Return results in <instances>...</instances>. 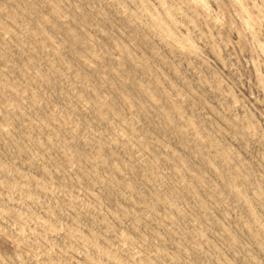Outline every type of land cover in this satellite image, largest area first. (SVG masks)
I'll return each instance as SVG.
<instances>
[{"label": "rangeland", "instance_id": "obj_1", "mask_svg": "<svg viewBox=\"0 0 264 264\" xmlns=\"http://www.w3.org/2000/svg\"><path fill=\"white\" fill-rule=\"evenodd\" d=\"M0 264H264V0H0Z\"/></svg>", "mask_w": 264, "mask_h": 264}]
</instances>
